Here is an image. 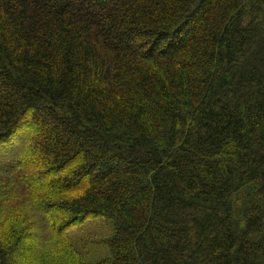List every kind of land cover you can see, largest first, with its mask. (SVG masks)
<instances>
[{
	"label": "trees",
	"instance_id": "16d2710c",
	"mask_svg": "<svg viewBox=\"0 0 264 264\" xmlns=\"http://www.w3.org/2000/svg\"><path fill=\"white\" fill-rule=\"evenodd\" d=\"M1 152L0 264H264V0H0Z\"/></svg>",
	"mask_w": 264,
	"mask_h": 264
},
{
	"label": "rangeland",
	"instance_id": "374dc122",
	"mask_svg": "<svg viewBox=\"0 0 264 264\" xmlns=\"http://www.w3.org/2000/svg\"><path fill=\"white\" fill-rule=\"evenodd\" d=\"M25 135V134H24ZM23 134L16 135L10 143L6 145V149H15L14 154L20 155L21 158L25 159L28 155L32 154L29 152V137L30 135ZM24 136V137H23ZM2 150V151H3ZM15 160V162H14ZM22 159H12L10 160L9 157L4 154V152L0 153V164H10V163H17L18 165H22ZM27 165H29L28 160H26ZM26 164H23L25 166ZM20 166V167H23ZM22 169V168H21ZM55 217H57V214H50L49 218L52 222H55ZM110 226L109 223L106 220L103 219H88L84 224L80 225L79 227H75V229L72 230V233L75 241L78 242L80 246H83L84 250H87V252L90 254V256H95V252L97 253L98 250H100L101 240L103 236L109 231ZM101 234H103L101 236ZM32 245L31 243H27V245ZM91 250V251H90ZM94 252V253H92Z\"/></svg>",
	"mask_w": 264,
	"mask_h": 264
}]
</instances>
